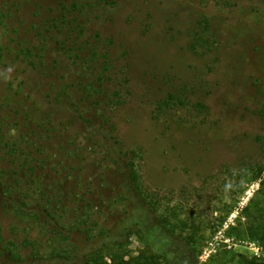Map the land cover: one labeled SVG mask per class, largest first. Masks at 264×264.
Instances as JSON below:
<instances>
[{
    "label": "rangeland",
    "instance_id": "374dc122",
    "mask_svg": "<svg viewBox=\"0 0 264 264\" xmlns=\"http://www.w3.org/2000/svg\"><path fill=\"white\" fill-rule=\"evenodd\" d=\"M263 101L264 0H0V264H264Z\"/></svg>",
    "mask_w": 264,
    "mask_h": 264
},
{
    "label": "trees",
    "instance_id": "16d2710c",
    "mask_svg": "<svg viewBox=\"0 0 264 264\" xmlns=\"http://www.w3.org/2000/svg\"><path fill=\"white\" fill-rule=\"evenodd\" d=\"M259 115L261 116V118L264 119V101H263L261 109L259 111ZM133 154L135 155V152H133ZM129 165H130L129 178H130L131 185L133 186L134 191H136V193L141 196V198L144 200V202L147 205H149L154 210H156L158 208L159 204L154 201V199L152 198V196H150V193H148V191L146 192L145 190H143L141 188L142 185L140 182V176H139V173H138L132 159L129 162ZM263 236H264V234H263ZM4 250H7V248H2V249L0 248V254L3 253ZM10 253H11V258L16 257L15 253H13L12 251ZM113 264H132V263L130 261L118 260V261L114 262Z\"/></svg>",
    "mask_w": 264,
    "mask_h": 264
}]
</instances>
